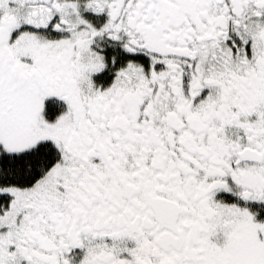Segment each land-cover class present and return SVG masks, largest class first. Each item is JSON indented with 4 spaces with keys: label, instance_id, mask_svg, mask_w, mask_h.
I'll list each match as a JSON object with an SVG mask.
<instances>
[{
    "label": "snow or ice",
    "instance_id": "6c2138e0",
    "mask_svg": "<svg viewBox=\"0 0 264 264\" xmlns=\"http://www.w3.org/2000/svg\"><path fill=\"white\" fill-rule=\"evenodd\" d=\"M0 264H264V0H0Z\"/></svg>",
    "mask_w": 264,
    "mask_h": 264
}]
</instances>
